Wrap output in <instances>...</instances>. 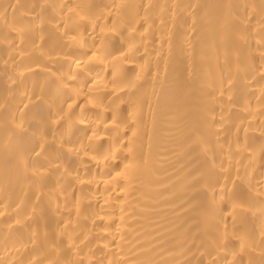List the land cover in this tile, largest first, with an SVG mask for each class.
I'll return each mask as SVG.
<instances>
[{"label":"bare ground","instance_id":"6f19581e","mask_svg":"<svg viewBox=\"0 0 264 264\" xmlns=\"http://www.w3.org/2000/svg\"><path fill=\"white\" fill-rule=\"evenodd\" d=\"M0 264H264V0H0Z\"/></svg>","mask_w":264,"mask_h":264}]
</instances>
